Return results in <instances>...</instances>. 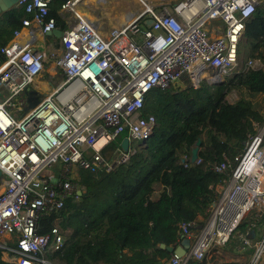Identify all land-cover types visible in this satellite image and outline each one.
<instances>
[{"label": "built area", "instance_id": "built-area-1", "mask_svg": "<svg viewBox=\"0 0 264 264\" xmlns=\"http://www.w3.org/2000/svg\"><path fill=\"white\" fill-rule=\"evenodd\" d=\"M79 1H62L51 11L50 0H19L16 6L30 17L0 44V248L14 264H57L49 254L62 247L63 235L56 223L40 232V220L78 198L79 170L111 171L129 160L130 141L142 142L155 125L144 110L151 89L197 88L202 80L262 67L252 57L239 66L238 43L264 0H175L109 32L80 12ZM59 21L66 24L59 47L47 53L38 37L59 28ZM46 69L55 83L36 90L41 97L26 108L27 89ZM125 129L127 150L120 145L104 157L102 149ZM182 158L185 165L200 162ZM213 170L228 171L227 180L200 223L179 224L189 246L163 264L204 258L213 264L211 253L231 239L253 249L249 264L264 254V224L259 237L238 230L250 211L264 217V123L239 154L232 160L224 155Z\"/></svg>", "mask_w": 264, "mask_h": 264}, {"label": "trees", "instance_id": "trees-1", "mask_svg": "<svg viewBox=\"0 0 264 264\" xmlns=\"http://www.w3.org/2000/svg\"><path fill=\"white\" fill-rule=\"evenodd\" d=\"M62 1L50 0V10L57 11ZM29 17L22 4L3 11L0 44L8 42ZM46 38L59 47L58 38ZM238 54L241 62L252 57L262 67L239 69L217 85L202 80L197 88H154L147 93L144 110L154 115L155 125L146 140L133 147L126 163L111 171L79 170L78 198L67 200L57 213L40 220V232L56 223L64 238L62 247L49 254L53 260L61 264H163L174 254L167 247L175 248L183 239L179 224L205 218L218 187L228 178V171L216 172L213 166L224 155L232 160L264 123V1L245 21ZM3 59L0 52V63ZM231 91L241 94L233 102L226 99ZM256 95L261 97L260 108L252 100ZM126 136L127 129L102 149L103 156L113 157ZM197 140L200 162L185 165L182 156L190 158ZM263 224L264 217L250 211L238 230L254 231L259 237ZM227 246L233 250L238 242L231 239ZM5 252L0 248V264H14L3 258ZM211 260L213 264H242ZM205 262L206 258L189 259L187 264Z\"/></svg>", "mask_w": 264, "mask_h": 264}, {"label": "crops", "instance_id": "crops-1", "mask_svg": "<svg viewBox=\"0 0 264 264\" xmlns=\"http://www.w3.org/2000/svg\"><path fill=\"white\" fill-rule=\"evenodd\" d=\"M103 1L106 2V3H108L109 5H111V7H110L109 10L112 11V14L115 17V19H116V21H117V23H118L119 26L122 25V24L128 23L131 19H133L136 15H138L139 13H141L145 9V7L143 9H139V8L134 7L133 6V3H132V0H119V1H115V0H103ZM78 9L80 10V8H78ZM88 16H90V15H88ZM87 19H89L91 22H93V23L96 24V21L97 20H94L92 18V16H90V18L88 17ZM58 23H63V21H59ZM64 25L66 26V24H64ZM24 30H26V29H24ZM46 37H47V35L44 36V37H40V36L38 37L39 43L41 42L42 46L44 47V51H46L47 53H49L53 49H58V47H55L54 46V44H53L52 41L47 42V38ZM39 43L37 41V44H39ZM47 45H51L52 48L50 49V51L47 50V48H46ZM45 75H48L49 78H50V80L52 81V83H55V81H56L55 79L56 78L51 77L49 73H47V74L44 73V76ZM38 83H39V85L42 84L44 87H46L43 80L39 81ZM32 85H34V84H32ZM34 86L36 87V85H34ZM31 89H33V88H31ZM39 89H41V91H44V89H42V88H39ZM197 220H198V223H200L203 220V218L202 217H198ZM194 232H196V230H194L192 232V234ZM189 242H190V240H189ZM177 246H181V247H176L177 250H176V252L174 254L175 255H181L182 256L185 253V250L187 248L185 249L184 247H182L181 242ZM252 250L253 249L251 247L249 249H245V250H243V249L240 250V248L238 250H236V248L234 247L233 250H230L228 248V246L226 245L224 247L218 248L215 251H213L211 253L212 254L211 257L213 258L214 261H217L218 259L224 260V258H222L221 255L223 253H225V254L226 253H230V256H229V254H227L225 256V257H227L226 259H228V260H236L238 262H241L242 264H247L250 261V259H251V255H252V252L251 251ZM3 256L5 258L7 257L5 253H4ZM55 262L57 264H61L57 260H55ZM255 264H264V254L259 258V260Z\"/></svg>", "mask_w": 264, "mask_h": 264}, {"label": "rangeland", "instance_id": "rangeland-1", "mask_svg": "<svg viewBox=\"0 0 264 264\" xmlns=\"http://www.w3.org/2000/svg\"><path fill=\"white\" fill-rule=\"evenodd\" d=\"M115 1H119V0H115ZM137 1L139 2V0H137ZM143 2L144 3L146 2L145 4L148 7H152L153 9H157L161 5L173 3V2H175V0H143ZM77 6H78V8H80V12H82L86 17L88 15H90V16H92V18L94 20H97L96 26H97L99 31L101 30V32L113 31V29L120 27L118 25L115 17L113 16L112 11L109 10L111 5L104 2L103 0H80ZM90 16H88V17L90 18ZM46 48L48 51H50V49L52 47H51V45H47ZM242 64H243V62L240 61L239 66H241ZM43 73L47 74L44 71H43ZM53 78H55V76ZM45 79H47V78L43 75L41 80L44 81L46 88L48 90H51V85H53L52 81H50L49 79H47L48 80L47 81ZM33 84L36 86H39L38 82H34ZM175 87L176 86H174L173 88H175ZM240 95L241 94L239 91H231L227 94L226 99L230 102H233V101L237 100L240 97ZM252 100L254 101L255 106L257 108H260V106H261L260 95H256V96L252 97ZM138 143H139V141L137 142V141L131 140L130 146L134 147ZM238 249H239V246H237L236 250H238ZM227 254H229V256H230V253H226V254L223 253L221 255V257L224 258V260L218 259L219 261L217 260L216 263L223 262V261H225V262L230 261V260L226 259L227 257H225ZM247 264H249V262Z\"/></svg>", "mask_w": 264, "mask_h": 264}, {"label": "water", "instance_id": "water-1", "mask_svg": "<svg viewBox=\"0 0 264 264\" xmlns=\"http://www.w3.org/2000/svg\"><path fill=\"white\" fill-rule=\"evenodd\" d=\"M18 1H19V0H0V13H2L3 11H5V10L11 8V7L16 6V5L18 4ZM63 1H65V0H63ZM61 33H62V31H61L60 28H55V29H53V30L47 32L46 35H47V36H48V35H53L54 37L59 38L60 35H61ZM222 82H223V80H221V81H217V82H212V83H210V84L217 85V84H220V83H222ZM26 94H27V105H26V108H32V107H34V106L37 104L39 98H40L41 95H42L41 92H38V91H36V90H34V89H30V88L27 89ZM146 138H147V137H146ZM146 138H144L142 142H144V141L146 140ZM199 142H200V141L197 140V141L195 142L194 147H193L192 150H191V156H190V160H191V162H194V161L197 159V157H198ZM121 147H122L123 150H127V147H128V140H127L126 137H124V138L122 139ZM80 193H81V191H79V194H80ZM181 245H182V247H184L185 249L188 248V246H189V239L186 238V237H184V238L181 240ZM160 247H164V244H160ZM176 247H181V246H176ZM176 247H175V248H173V247H167V249H168L169 251L175 253L176 250H177ZM177 256H181V255H177Z\"/></svg>", "mask_w": 264, "mask_h": 264}, {"label": "bare ground", "instance_id": "bare-ground-1", "mask_svg": "<svg viewBox=\"0 0 264 264\" xmlns=\"http://www.w3.org/2000/svg\"><path fill=\"white\" fill-rule=\"evenodd\" d=\"M132 3H133V6H134V7L139 8V9H143V8L145 7V9H144L143 11H145L147 8H149V7L145 4L146 2L144 3L143 0H139V2H138L137 0H132ZM117 4H118V3H117ZM143 11H142V12H143ZM142 12H141V13H142ZM139 14H140V13H139ZM136 16H137V15H136ZM136 16H135V17H136ZM89 21H90V20H89ZM125 24H126V23H125ZM125 24L120 25V27L123 26V25H125ZM120 27H119V28H120ZM44 72L49 73L51 77H54V74L51 72V70H47V69H46V70H44ZM30 87L33 88V89H35V90H38V91H41V89H39V88L45 89L44 86H43L42 84L39 85V86H36V87H35L34 85H30ZM38 87H39V88H38Z\"/></svg>", "mask_w": 264, "mask_h": 264}]
</instances>
